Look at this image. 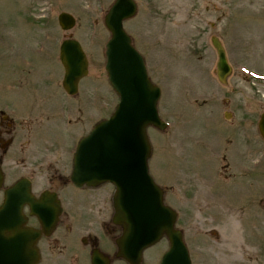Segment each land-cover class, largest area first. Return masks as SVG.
Returning <instances> with one entry per match:
<instances>
[{
	"label": "rangeland",
	"instance_id": "rangeland-1",
	"mask_svg": "<svg viewBox=\"0 0 264 264\" xmlns=\"http://www.w3.org/2000/svg\"><path fill=\"white\" fill-rule=\"evenodd\" d=\"M114 1L0 0V102H8L19 86L39 87L38 96L49 104L46 110L59 108L61 104L56 99L64 96L59 48L65 38L74 37L81 42L90 62L89 74L80 85V136L110 116L119 97L105 69L111 33L104 17ZM136 2L138 12L124 26L143 54L151 79L162 90L158 109L168 126L149 127L148 134L152 144L149 166L165 190V203L171 205L177 200L176 208L181 209L179 185L189 176L198 180L202 195L210 192V186L218 185L224 194L243 186V178L237 175L240 168L232 167L234 162L230 168H223L225 163L219 157L226 152V138L234 127L253 132L252 151L258 163L253 187L256 194L264 197V142L258 130V120L264 112V0ZM61 12L75 16L76 24L70 30L60 27ZM213 35L221 39L232 65L226 83L220 82L216 74L218 56L211 42ZM47 122L49 125L50 120ZM57 124L61 125L60 121ZM240 134H232L234 141L230 145L235 149L242 147ZM234 148L228 149L230 154ZM235 156L239 160L242 150ZM174 183L175 194L171 191ZM2 193L3 189L0 196ZM253 214L250 222L251 218L263 221L264 231V209L255 206ZM70 219L77 224V215ZM167 248L164 238L144 252L143 261L157 263ZM210 249L202 251L199 264L204 260L206 264L214 262ZM241 264L263 262L255 259Z\"/></svg>",
	"mask_w": 264,
	"mask_h": 264
},
{
	"label": "flooded vegetation",
	"instance_id": "flooded-vegetation-1",
	"mask_svg": "<svg viewBox=\"0 0 264 264\" xmlns=\"http://www.w3.org/2000/svg\"><path fill=\"white\" fill-rule=\"evenodd\" d=\"M39 89L19 86L15 88L16 93L7 98L8 102H0V167L7 186L23 180L37 198L47 191L55 193L62 207L53 232L38 241L40 260L37 264H89L85 260L87 255L92 264L95 251L102 257H108L109 264H126L122 258H112L101 248L99 241L102 233L112 234L111 237H103L102 242L110 250L113 232L121 231V227L112 220L114 185L107 182L79 186L72 179L75 152L81 139L80 87L74 95L63 89L64 96L56 99L57 104H61L56 110H46L49 104L38 96ZM238 131L242 133V147L238 146L236 151L230 144L234 141L232 134ZM229 134L226 152L219 157L225 163L223 168H240L237 175L243 178V186H237L229 194H224L218 185L210 186V192L202 195L198 192V180L189 176L179 185L183 206L177 209V200L171 204L177 211L176 226L183 233L193 264H199L206 247L213 249L215 255L214 262L210 264H241V261L255 259L264 264L263 221L251 218L250 222L255 206L259 210L264 209V197L256 194L253 187L258 165L252 151L255 138L252 131L239 127L232 128ZM231 146L235 149L232 154L228 151ZM240 150L242 156L237 160L235 155ZM225 177L230 178V175L225 174ZM216 180L213 179V184ZM175 188L174 183L171 186L174 194ZM225 199L226 203L223 202ZM30 211L26 204L24 212L30 215ZM75 215L78 216L77 224L70 219ZM34 219L29 216L31 222ZM200 263L206 264L205 260Z\"/></svg>",
	"mask_w": 264,
	"mask_h": 264
},
{
	"label": "water",
	"instance_id": "water-1",
	"mask_svg": "<svg viewBox=\"0 0 264 264\" xmlns=\"http://www.w3.org/2000/svg\"><path fill=\"white\" fill-rule=\"evenodd\" d=\"M136 11L133 0H116L105 17L112 33L107 44L106 70L120 102L108 119L96 124L80 140L72 179L78 184L98 185L107 181L115 184L114 222L123 226V233L117 239L118 254L130 264H142L143 251L164 235L170 246L159 264H191L182 233L175 228L176 213L164 203L163 190L149 172L151 143L147 128L165 129L167 123L157 109L161 89L151 82L143 58L123 27V20ZM75 23L72 14L59 15L63 29H71ZM212 41L219 54L218 76L224 80L231 68L220 40L213 37ZM60 59L65 67L64 87L69 93H75L79 80L88 73L87 56L79 41L65 39L60 47ZM258 127L264 138V113ZM2 184L0 169V188ZM25 203L37 213L42 230L26 225ZM60 213L54 196L45 193L37 200L28 184L19 182L6 189L0 205V264H36L37 240L42 233L53 230ZM98 261L96 257L95 263Z\"/></svg>",
	"mask_w": 264,
	"mask_h": 264
}]
</instances>
